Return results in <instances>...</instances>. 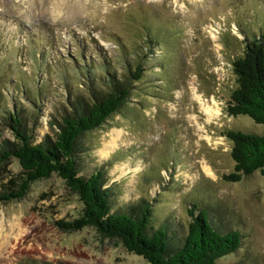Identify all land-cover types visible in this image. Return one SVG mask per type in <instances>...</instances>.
I'll list each match as a JSON object with an SVG mask.
<instances>
[{"label": "rangeland", "instance_id": "obj_1", "mask_svg": "<svg viewBox=\"0 0 264 264\" xmlns=\"http://www.w3.org/2000/svg\"><path fill=\"white\" fill-rule=\"evenodd\" d=\"M261 35L264 0H0V111L21 103L36 112L38 123L32 116L29 128L39 142L53 136L48 123L66 112L67 98L86 92V75L75 71L73 60L99 67L87 69L97 78L108 69L119 76L121 64L141 56L143 77L121 112L80 138L79 175L103 170L112 211L145 197L153 208L150 222L174 221L183 232L191 202H200L215 228L243 236L238 250L216 264H264V168L237 182L224 178L234 170L224 133L264 134V125L227 113L235 88L231 63L248 37ZM38 86L42 102L33 111L29 101ZM195 94L218 113L205 115ZM0 135V142L13 139L9 130ZM8 169L17 173L19 166L12 160ZM81 209L56 174L34 182L23 199L0 203V264L31 258L149 264L92 227L56 226ZM168 226L172 231L176 225Z\"/></svg>", "mask_w": 264, "mask_h": 264}, {"label": "trees", "instance_id": "obj_2", "mask_svg": "<svg viewBox=\"0 0 264 264\" xmlns=\"http://www.w3.org/2000/svg\"><path fill=\"white\" fill-rule=\"evenodd\" d=\"M145 43L146 50L154 46L152 39L147 38ZM244 44L242 56L231 63L235 88L230 95L227 113L248 116L256 124L264 125V35L248 37ZM141 59L140 56L131 64H121L119 76L108 69L106 75L97 78L90 76L87 69L90 67L91 72L99 67L92 63L81 65L73 60L75 71L86 75L81 83L86 92L67 98L66 112L60 118L53 116L48 123L53 136L46 134L39 142H35V135L29 128L32 116L38 123L36 112L28 113L21 103L16 104L11 112L0 111V132L9 130L13 136V139L5 138L0 142V203L23 199L34 182L56 174L82 203L77 218L55 221L59 228L78 231L92 227L102 237L117 239L128 252L141 256L149 264H216L221 257L238 250L243 236L237 230L215 228L208 207L191 202L188 208L190 221L183 232L174 221L161 225H156L154 220L150 222L153 208L145 197L129 205L125 211H112L113 192L111 187H105L103 170L88 177L79 175L77 146L80 138L121 112L135 89L134 83L143 77L144 61ZM41 86H38V94L29 101L34 105L33 111L39 110L42 102ZM224 135L232 142L230 154L234 161V170L224 175L225 179L237 182L242 176L263 170L264 134L229 130ZM12 160L19 166L17 173L8 169ZM168 225H176L175 231H170ZM176 233L177 238L173 237ZM20 264L51 263L31 258Z\"/></svg>", "mask_w": 264, "mask_h": 264}, {"label": "bare ground", "instance_id": "obj_3", "mask_svg": "<svg viewBox=\"0 0 264 264\" xmlns=\"http://www.w3.org/2000/svg\"><path fill=\"white\" fill-rule=\"evenodd\" d=\"M196 98V100L199 102L200 104V108L203 111V113L205 115H207L208 117H211L213 115V113H218L217 110H213L210 106H206V104L203 103V101H201L200 96L196 95L194 96ZM207 117V118H208ZM212 118V117H211ZM139 168V167H138ZM204 172L208 173V174H213V172L211 173L210 168L208 169L207 167H204Z\"/></svg>", "mask_w": 264, "mask_h": 264}]
</instances>
